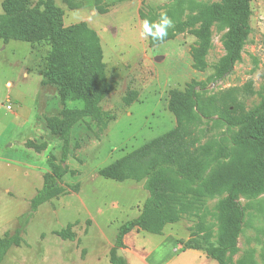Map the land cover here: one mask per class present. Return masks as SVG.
I'll use <instances>...</instances> for the list:
<instances>
[{
  "label": "rangeland",
  "instance_id": "rangeland-1",
  "mask_svg": "<svg viewBox=\"0 0 264 264\" xmlns=\"http://www.w3.org/2000/svg\"><path fill=\"white\" fill-rule=\"evenodd\" d=\"M38 2L0 0V16L10 10L23 30L40 37L32 42L0 37V240L27 220L22 244L12 247L0 264H111L119 228L140 215L149 194L144 181L117 182L103 177L101 170L176 127L169 110L172 91L179 92L177 101L185 110L192 87L210 96L251 82L254 94L247 104L250 110L260 105L264 0H251V34L224 79L218 68L230 42L229 24L212 25L204 70L194 66L193 58L200 44L194 32L206 11L224 5V0H45L55 26L83 24L97 35L104 69L95 70L92 56L88 72L98 83L79 77L72 51L64 60L53 56L43 37L45 7H37ZM162 11L173 21L168 29L173 37L151 47L148 36L142 35L143 16L159 22ZM78 94L84 99H77ZM99 94L102 101L93 110L87 102ZM8 101L15 105L13 111L6 108ZM64 112L81 115L70 129L66 155L65 141L51 132L67 120ZM262 130L264 109L250 126L228 129L207 120L199 126L202 143ZM61 166L65 174L60 194L32 212L31 200L44 177ZM227 196L225 192L207 198L198 210L166 225L160 235L128 234L121 249L128 264H218L204 249L224 245L220 213ZM237 203L231 212L242 210L241 232L236 248L223 260L264 264V194L247 191ZM190 240L201 244L203 250L197 251L207 259L187 251L193 250L185 248Z\"/></svg>",
  "mask_w": 264,
  "mask_h": 264
},
{
  "label": "trees",
  "instance_id": "trees-1",
  "mask_svg": "<svg viewBox=\"0 0 264 264\" xmlns=\"http://www.w3.org/2000/svg\"><path fill=\"white\" fill-rule=\"evenodd\" d=\"M250 3L251 0H224V5H214L206 11L201 28L194 32L200 41L199 47L193 52L194 66L197 69L206 68L210 29L215 22L222 21L230 25L231 38L218 68V76L224 79L232 73L240 59L244 42L252 31ZM42 6L45 7L42 12L43 37L49 40L53 56L64 60L69 51H72L71 63L79 77L98 83L88 72L92 56L96 58L95 70L104 69L99 39L95 32L83 24L67 29L58 28L49 17V6L45 0H39L37 7ZM143 17L144 20L153 22ZM33 32L23 30L10 10L0 16L1 38H14L24 42L39 40L40 37ZM172 37L168 34L163 42ZM148 39L151 47L163 43L153 42L150 36ZM69 84L67 81V85ZM203 90L200 88L197 91L195 87L190 89L188 97L191 104L185 106V110L177 101L179 92L172 91L169 110L176 117V127L101 170L103 177L117 182L144 181V189L149 194L140 215L119 228L115 240L116 252L111 258V264H128L126 257H118L117 250L126 248L125 237L131 232L144 231L160 235L166 225L179 222L204 205L207 198L225 192L228 196L220 213L224 245L204 250L218 264H226L224 254L236 248L243 214L240 209L233 214L231 206H238L237 199L241 193L253 191L256 195L264 194V130L232 134L230 137L214 138L202 143L199 126L204 120L222 123L228 129L250 126L264 109V97L257 108L250 110L247 100L254 94L251 82L243 89L228 88L210 96L204 94ZM76 98L84 99V96L78 94ZM102 98L99 94L87 104L93 110H98ZM73 113L78 112H64L67 120L51 128L53 134L65 141V155L70 129L81 118L80 114L72 117ZM65 161L64 157L62 164ZM64 174L65 168L61 166L53 174L44 177L42 188L31 200L32 212L60 194L59 181ZM26 225L27 220L13 234L0 240V263L12 247L22 244ZM185 248L203 250L201 244L193 240L186 242Z\"/></svg>",
  "mask_w": 264,
  "mask_h": 264
},
{
  "label": "clouds",
  "instance_id": "clouds-1",
  "mask_svg": "<svg viewBox=\"0 0 264 264\" xmlns=\"http://www.w3.org/2000/svg\"><path fill=\"white\" fill-rule=\"evenodd\" d=\"M173 27V21L166 12L160 13L159 22H149L145 20L143 24L144 36H150L153 42H163L168 36V29Z\"/></svg>",
  "mask_w": 264,
  "mask_h": 264
},
{
  "label": "crops",
  "instance_id": "crops-1",
  "mask_svg": "<svg viewBox=\"0 0 264 264\" xmlns=\"http://www.w3.org/2000/svg\"><path fill=\"white\" fill-rule=\"evenodd\" d=\"M133 232H134V231H133ZM133 232H131V233H133ZM131 233H130V234H131ZM187 251H192V252L196 253L200 258L203 259V257H204L205 259H207L206 256H205L202 252H200V251H197V250H187ZM208 260H209V259H208Z\"/></svg>",
  "mask_w": 264,
  "mask_h": 264
},
{
  "label": "built area",
  "instance_id": "built-area-1",
  "mask_svg": "<svg viewBox=\"0 0 264 264\" xmlns=\"http://www.w3.org/2000/svg\"><path fill=\"white\" fill-rule=\"evenodd\" d=\"M14 104L11 103V101H8V104L6 106V108L9 110V111H13L14 110Z\"/></svg>",
  "mask_w": 264,
  "mask_h": 264
},
{
  "label": "water",
  "instance_id": "water-1",
  "mask_svg": "<svg viewBox=\"0 0 264 264\" xmlns=\"http://www.w3.org/2000/svg\"><path fill=\"white\" fill-rule=\"evenodd\" d=\"M117 255H118V257H120V258H124V257H125V255H124V253H123V251H122L121 249H118V250H117Z\"/></svg>",
  "mask_w": 264,
  "mask_h": 264
}]
</instances>
